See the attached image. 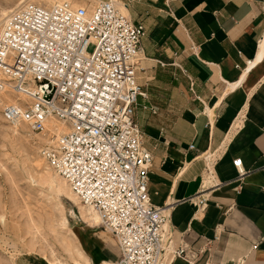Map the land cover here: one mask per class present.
<instances>
[{
  "label": "crops",
  "instance_id": "0c3cea01",
  "mask_svg": "<svg viewBox=\"0 0 264 264\" xmlns=\"http://www.w3.org/2000/svg\"><path fill=\"white\" fill-rule=\"evenodd\" d=\"M113 1L146 28L134 117L150 198L168 212L171 245L196 252L171 258L169 245L162 264H264V0ZM106 230L78 231L83 264L117 258Z\"/></svg>",
  "mask_w": 264,
  "mask_h": 264
},
{
  "label": "built area",
  "instance_id": "2783aa9c",
  "mask_svg": "<svg viewBox=\"0 0 264 264\" xmlns=\"http://www.w3.org/2000/svg\"><path fill=\"white\" fill-rule=\"evenodd\" d=\"M3 21L0 88L6 79L31 97L6 103L5 119L26 121L40 134L51 115L68 120L71 128L52 134L40 152L118 241L119 255L108 264H162L172 230L165 206L150 198L151 151L134 117L138 97L146 96L137 78L145 24L110 0L91 11L68 1H27ZM234 164L242 171L241 157ZM170 254L197 259L186 246H172Z\"/></svg>",
  "mask_w": 264,
  "mask_h": 264
},
{
  "label": "rangeland",
  "instance_id": "374dc122",
  "mask_svg": "<svg viewBox=\"0 0 264 264\" xmlns=\"http://www.w3.org/2000/svg\"><path fill=\"white\" fill-rule=\"evenodd\" d=\"M21 1L0 0V17L2 11L18 8ZM27 1L53 5V0ZM62 1L93 9L99 0ZM19 97L27 96L0 90V264H16L25 255L37 264H83L78 231L105 228L101 220L91 225L79 215V204L68 195V185L44 159L40 148L48 136L26 125L16 129L3 116V106L16 103Z\"/></svg>",
  "mask_w": 264,
  "mask_h": 264
},
{
  "label": "bare ground",
  "instance_id": "6f19581e",
  "mask_svg": "<svg viewBox=\"0 0 264 264\" xmlns=\"http://www.w3.org/2000/svg\"><path fill=\"white\" fill-rule=\"evenodd\" d=\"M25 1H27V0H22V1L20 2V5L24 4ZM50 1H51V0H50ZM110 1L114 3L113 0H110ZM59 2H62V0H53V1H52V4L55 5V4H58ZM97 3H99V1H98ZM114 5H115V3H114ZM78 6H79V5H78ZM115 6H116V5H115ZM85 7H86V6H85ZM86 8H87L88 11H91V10H92V9H91L90 7H88V6H87ZM11 11H13V10H6V11L4 10V11H2V15H3V17H2V18L0 17V22L3 23V20H4L9 14H10ZM2 26H3V24H2ZM2 26H1V29H2ZM1 29H0V31H1ZM140 55H141V52L139 53V57H140ZM0 75H1L0 77L3 76V74H2L1 71H0ZM3 82L5 83V85H4L5 87L0 88V90H2V89H7V90H9V91L14 92L16 95L24 94V95L27 96L25 99L19 97V98H18V101H17L16 103H19L21 99H23V100H28V101L31 100V97H30L29 94H27L26 92H22V91H20V92H15V91H13L12 88L10 87V83H9V81H7L6 79H4ZM3 116H4V115H3ZM48 120H49L48 123H47V129H48V132H45V133H42V134H40V133H36V132H35V133L38 134V135L48 136L47 139H46V141H50V137H49V136H51L52 134H53L54 136H56V135H60L62 132L68 131V130L71 128V125H70V123L68 122V120H65V119H62V118L59 119L58 117H56V116H54V115H53V116L51 115V116L48 118ZM7 121H8V120H7ZM9 123L13 124V125L15 126L16 129L19 127V125H26L27 128L31 129V128L29 127L28 123H27L26 121H23V120H21V121H9ZM50 131H52V134H51V135H50ZM33 132H34V131H33ZM44 142H45V141H44ZM40 149H41V148H40ZM44 159L46 160L45 157H44ZM47 162H48V161H47ZM49 164H50V163H49ZM38 166H39V165H38ZM50 166H51V167L53 168V170L55 171V174H57V175H59L60 177H62V179L66 182V185H68V195H70V197H71L72 199L76 200V201L78 202V204H79V211H78L79 215H80L81 217H83V218L85 219V221L88 222V223L91 224V225H95L96 223H99L100 220H101V214H100L99 210H97V209H96L94 206H92L91 204L82 201V200L80 199L79 195H78V194L74 191V189L72 188V186H71L69 180H67L64 176H62V175L57 171V169H55L51 164H50ZM52 168H51V169H52ZM63 219H66V217H63ZM101 222H102V220H101ZM168 223H169V222H168ZM168 223H166V225H167ZM168 247H169V246L166 245V249H165V251L168 249ZM164 254H165V253H164ZM105 264H108V263H105Z\"/></svg>",
  "mask_w": 264,
  "mask_h": 264
}]
</instances>
